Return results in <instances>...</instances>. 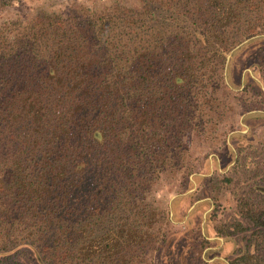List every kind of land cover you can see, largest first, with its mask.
Listing matches in <instances>:
<instances>
[{
    "label": "trees",
    "instance_id": "16d2710c",
    "mask_svg": "<svg viewBox=\"0 0 264 264\" xmlns=\"http://www.w3.org/2000/svg\"><path fill=\"white\" fill-rule=\"evenodd\" d=\"M131 1L0 22V264L171 263L153 193L198 174L191 132L234 160L205 178L232 202L208 218L236 243L221 262L264 264V139L226 144L223 96L226 53L264 35V0ZM194 234L192 249L209 246Z\"/></svg>",
    "mask_w": 264,
    "mask_h": 264
},
{
    "label": "rangeland",
    "instance_id": "374dc122",
    "mask_svg": "<svg viewBox=\"0 0 264 264\" xmlns=\"http://www.w3.org/2000/svg\"><path fill=\"white\" fill-rule=\"evenodd\" d=\"M70 1L73 0H14L10 5L0 8V22L15 15H29L35 7L41 5L49 11H66ZM76 1L99 6L103 3L106 4L109 0ZM121 1L135 4L131 0ZM248 40L250 38L245 39L243 43ZM238 46L240 45L226 53V68L224 70L228 87L224 89L223 96L228 100V107H230L225 120V128L228 132L224 136L226 144L232 148L238 141L236 138L231 139L230 137L238 132L248 141L264 139V35L251 39L240 48ZM245 116L249 117L246 121L243 120ZM258 117H262V119ZM186 140L190 142V153L198 174L194 173L195 175L189 176L192 183L188 187L185 185L187 189L184 191L183 189L178 191L184 185L181 175L176 174L156 186L153 193L159 203L168 206L171 221L166 226L165 232L172 233L168 236L169 241L163 248L168 255H171V260L174 262L158 260V253L154 252L149 264H159L160 262H162L161 264H187L196 263L201 259L206 261V264H224L221 262L222 259L228 261L227 257H224V253L231 254L236 243L233 239L223 238L222 240L221 237L216 236L212 231V221L208 218L212 213L218 218L225 216L231 212L232 202L229 194L214 202L207 194L205 178L216 172L225 173L234 160L229 162L230 149L222 143L218 155L194 132L189 133ZM186 233H189L192 238H195L194 233L204 234L210 247L207 246L201 251H199V247L192 249L191 242L186 239Z\"/></svg>",
    "mask_w": 264,
    "mask_h": 264
},
{
    "label": "water",
    "instance_id": "95a60500",
    "mask_svg": "<svg viewBox=\"0 0 264 264\" xmlns=\"http://www.w3.org/2000/svg\"><path fill=\"white\" fill-rule=\"evenodd\" d=\"M229 57V54L227 55V58Z\"/></svg>",
    "mask_w": 264,
    "mask_h": 264
},
{
    "label": "flooded vegetation",
    "instance_id": "af4514ba",
    "mask_svg": "<svg viewBox=\"0 0 264 264\" xmlns=\"http://www.w3.org/2000/svg\"><path fill=\"white\" fill-rule=\"evenodd\" d=\"M223 240V238H221Z\"/></svg>",
    "mask_w": 264,
    "mask_h": 264
}]
</instances>
